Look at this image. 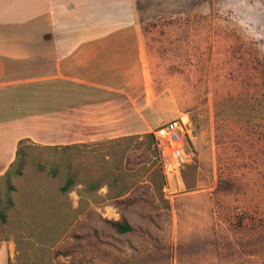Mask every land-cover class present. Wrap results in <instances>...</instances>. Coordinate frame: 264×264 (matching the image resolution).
Masks as SVG:
<instances>
[{
  "label": "rangeland",
  "instance_id": "374dc122",
  "mask_svg": "<svg viewBox=\"0 0 264 264\" xmlns=\"http://www.w3.org/2000/svg\"><path fill=\"white\" fill-rule=\"evenodd\" d=\"M137 5L143 129L67 148L23 142L0 176V264L6 249L7 264H264V0ZM184 115L194 135L174 176L154 131ZM144 131L153 139L135 138ZM121 216L143 231L117 233L107 220Z\"/></svg>",
  "mask_w": 264,
  "mask_h": 264
},
{
  "label": "crops",
  "instance_id": "0c3cea01",
  "mask_svg": "<svg viewBox=\"0 0 264 264\" xmlns=\"http://www.w3.org/2000/svg\"><path fill=\"white\" fill-rule=\"evenodd\" d=\"M143 34L137 0H0V176L22 139L138 134Z\"/></svg>",
  "mask_w": 264,
  "mask_h": 264
},
{
  "label": "built area",
  "instance_id": "2783aa9c",
  "mask_svg": "<svg viewBox=\"0 0 264 264\" xmlns=\"http://www.w3.org/2000/svg\"><path fill=\"white\" fill-rule=\"evenodd\" d=\"M194 128L188 116H180L159 125L154 137L168 161L164 164L165 173L178 176L188 160L187 149L192 143Z\"/></svg>",
  "mask_w": 264,
  "mask_h": 264
},
{
  "label": "trees",
  "instance_id": "16d2710c",
  "mask_svg": "<svg viewBox=\"0 0 264 264\" xmlns=\"http://www.w3.org/2000/svg\"><path fill=\"white\" fill-rule=\"evenodd\" d=\"M215 129L217 131V128H215ZM126 137L133 138L132 136H126ZM135 138H137V139L152 138L153 139V135H152V133L146 132V133H142V134L136 135ZM217 138H218V135H216V139ZM25 141H27V140L22 139V140H20L18 142V146H17V150H16V154H15V159L10 164L9 168L14 164V162L16 161V158L22 154V150H21L22 148L21 147H22L23 142H25ZM67 147H69V145L63 146L62 148H67ZM153 151H154V153H155V151H157L156 146H154L152 149L150 148V145H146L145 146V153L148 154L147 155V160L150 159V154ZM19 173H20V170H17V174H19ZM74 183H75V181H74V179L72 177L66 178L65 181H64V183L59 188L60 192L61 193L68 192L69 190H71L74 187ZM131 202H132V200L131 199H128V198H124L123 200H118V203H128L129 204ZM107 222L110 224V226L112 228H114V230L117 233H120V234L131 233V232H134V231H137V232H142L143 231L141 228L134 229L130 225V223L128 222V220L125 217H123V216H121L118 220H107Z\"/></svg>",
  "mask_w": 264,
  "mask_h": 264
}]
</instances>
